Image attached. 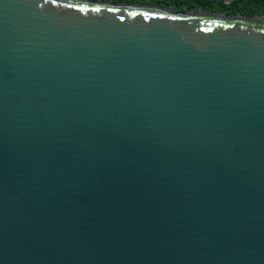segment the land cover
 <instances>
[{
  "label": "water",
  "instance_id": "water-1",
  "mask_svg": "<svg viewBox=\"0 0 264 264\" xmlns=\"http://www.w3.org/2000/svg\"><path fill=\"white\" fill-rule=\"evenodd\" d=\"M0 264H264V15L0 0Z\"/></svg>",
  "mask_w": 264,
  "mask_h": 264
},
{
  "label": "trees",
  "instance_id": "trees-1",
  "mask_svg": "<svg viewBox=\"0 0 264 264\" xmlns=\"http://www.w3.org/2000/svg\"><path fill=\"white\" fill-rule=\"evenodd\" d=\"M167 6L179 11L200 10L203 4H210L214 12L231 15H264V0H235L226 5L224 0H108Z\"/></svg>",
  "mask_w": 264,
  "mask_h": 264
},
{
  "label": "flooded vegetation",
  "instance_id": "flooded-vegetation-1",
  "mask_svg": "<svg viewBox=\"0 0 264 264\" xmlns=\"http://www.w3.org/2000/svg\"><path fill=\"white\" fill-rule=\"evenodd\" d=\"M204 5V6H203ZM202 6H201V9L200 10H205V11H209V12H214L213 10H212V6L210 5V4H207V5H205V4H203ZM210 5V6H209Z\"/></svg>",
  "mask_w": 264,
  "mask_h": 264
},
{
  "label": "built area",
  "instance_id": "built-area-1",
  "mask_svg": "<svg viewBox=\"0 0 264 264\" xmlns=\"http://www.w3.org/2000/svg\"><path fill=\"white\" fill-rule=\"evenodd\" d=\"M233 1H235V0H224V3H225L226 5H229V4H231Z\"/></svg>",
  "mask_w": 264,
  "mask_h": 264
},
{
  "label": "rangeland",
  "instance_id": "rangeland-1",
  "mask_svg": "<svg viewBox=\"0 0 264 264\" xmlns=\"http://www.w3.org/2000/svg\"><path fill=\"white\" fill-rule=\"evenodd\" d=\"M217 13H219V12H217Z\"/></svg>",
  "mask_w": 264,
  "mask_h": 264
}]
</instances>
